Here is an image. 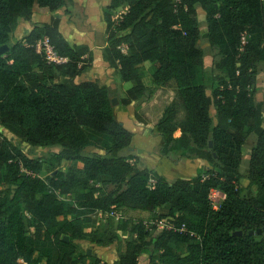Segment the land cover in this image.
<instances>
[{
	"label": "trees",
	"instance_id": "obj_1",
	"mask_svg": "<svg viewBox=\"0 0 264 264\" xmlns=\"http://www.w3.org/2000/svg\"><path fill=\"white\" fill-rule=\"evenodd\" d=\"M172 1L111 0L104 12L108 45L102 50L103 60L127 84L121 106L148 97L139 71L143 65H155V85L175 88L177 98L154 125L160 153L171 159L182 151V158L202 159L208 166L194 178L171 183L125 155L135 135L116 117L117 91L93 81L76 82L92 67L94 52L85 44H71L61 32L55 14L67 8V0H0V48L9 47L0 55V124L18 139L0 140V264H87L75 256L93 224L92 214L123 209L155 214L163 208L169 210L158 218L186 223L201 242L166 231L150 241L154 234L142 221L121 220L118 230L136 239L114 264H139L145 254L150 264H264V101L254 98L264 64V0H180L177 6ZM37 8L54 14L52 21L13 43L20 20L30 22ZM198 8L206 15L205 33ZM119 11L124 13L116 21ZM44 38L65 63L50 64L36 52ZM204 38L220 56L216 68L221 75L214 77L219 85L211 95L200 47ZM122 45L128 47L126 54ZM252 136L257 142L243 176V149ZM22 143L59 147L48 161L56 174L44 178L45 161L29 157ZM88 148L104 153L89 155ZM63 168L67 172L58 171ZM151 180L156 182L152 188ZM108 184L115 189L109 192ZM212 190L226 196L218 211L209 200ZM60 195L72 196L74 203ZM182 245H187L185 256L177 250Z\"/></svg>",
	"mask_w": 264,
	"mask_h": 264
},
{
	"label": "rangeland",
	"instance_id": "obj_2",
	"mask_svg": "<svg viewBox=\"0 0 264 264\" xmlns=\"http://www.w3.org/2000/svg\"><path fill=\"white\" fill-rule=\"evenodd\" d=\"M68 6L67 8L61 10V13L59 15H62V18L66 19V21L63 24V30L67 34L69 31H71V28L74 26L78 28L84 27L87 31H97L101 30L103 27V23H105L104 17L103 19L100 18L101 15V9L105 12L107 9L105 6L110 2V0H77L76 2L74 0H67ZM105 7V8H104ZM198 13H199V24L201 26L202 32L205 33L206 31V15L203 12L201 8H198ZM117 13H114V18L116 17ZM52 14H47V13H41L40 15L36 16V26H43L45 22L50 23L53 19ZM61 19V17H60ZM62 23V22H61ZM60 23V25H61ZM106 25V24H105ZM84 31V30H83ZM23 32H19L18 34H15L12 37V42L13 43H18L21 41H24L25 37L23 36ZM206 37V36H205ZM200 47L205 51L206 53V59H205V67H206V79L205 83L206 86L208 87V94L211 95L213 93V88H214V77L220 76L221 72H219L216 68V64L220 60V56L217 50L211 48L209 44L206 41V38L202 39L200 42ZM106 63L100 52L97 53V59L94 62L93 69L90 71H87L85 76H83L79 82L86 81V79L93 80L91 74L93 73H103L104 68ZM143 82L146 85V87H150L153 85L152 89L148 92L146 96H153L152 99H154L156 96H159L161 98V101L157 102L156 101L152 104H149L146 108L137 110L136 111V120L141 119L146 122L145 126L146 128H151L154 127L155 123L157 120L162 116L165 108L172 103L173 100L177 98V92L175 88L172 87H167V90H163L162 87H158L155 85L153 78L151 76V71L148 68H144L143 70ZM91 72V74H90ZM118 72H115L112 76L108 77V83L112 84L114 86H117V104H116V117H119L120 113L119 111L123 108L120 105V99L122 94L125 93V86H121L118 84L117 80V75H119ZM258 86H257V91L255 93V101L256 102H263L264 101V64H262L259 67V75H258ZM98 83V81H97ZM218 84V83H217ZM132 85V84H131ZM219 85V84H218ZM217 85V86H218ZM150 93V94H149ZM164 97H166L167 104L165 102H162L164 100ZM168 99V100H167ZM212 116L214 118L217 117V110L214 109L212 110ZM148 126V127H147ZM149 134V133H148ZM2 137H7L9 139H12L15 141H18L17 138H15L12 134L7 132L0 124V140ZM132 143L131 148L125 150V155L129 156L132 155V150L136 148V145L139 142L135 140ZM257 142V137L252 136L250 137L243 149V158L244 162L241 168V173L244 176L247 172L248 169V159L250 158V154L256 145ZM145 145V146H144ZM158 144L153 143V141L147 142V144H141L140 148H148L150 151L154 152V154H157L158 151H161V146H157ZM22 149L23 151L31 158H41L45 161L46 166H45V172L42 174L44 178L53 175L56 171H52V167L49 165V160L51 156L54 153H57L59 151V147L55 148H32L26 143H22ZM159 148V150H158ZM87 154L89 155H95L96 153H104L103 151L97 150L95 148H88L86 150ZM161 154V153H160ZM183 155H185L182 151H178L174 153L171 156V161L174 163H179L182 162L183 160H186V158H182ZM162 156V155H161ZM163 157V156H162ZM165 158V157H164ZM71 166V164H70ZM73 167H76L73 166ZM79 167H81L79 165ZM64 171L67 172L68 168H63V169H58V171ZM183 177L184 175H179ZM186 177V176H184ZM248 182L244 179L242 181V196L246 197L248 194V189H247ZM107 190L109 192L113 191L115 189V186L112 184H108L106 186ZM256 189L254 188L253 192H255ZM66 200H64L67 203H74L73 202V197L72 196H65L61 197ZM116 212H122L123 216L129 220L132 221L133 223H138V222H143V221H148L151 220L152 218H155L154 216L159 217L158 215H164L167 213V208H163L161 210H158L157 213H149V212H143V211H131L128 209H123L122 211H116ZM90 219L93 220V224L89 225L86 228L87 232V238L84 241H81L78 243V252L75 256V259H85L87 264H94L97 260H100L103 263H108V264H114L118 258L120 257L121 254H123L126 251V246L127 243L133 241L136 239V236L131 235L129 232H122L118 230V223L119 220L115 216H111L110 214H100L99 212H96L90 216ZM159 235H152V237L149 238L154 239ZM112 237H117V240L112 243V244H107V245H99L96 243V239H103L104 241H108ZM177 250H179L184 256L187 254V245H182L177 247ZM88 254L87 257L85 255ZM139 264H150L149 261V256L148 254L142 255L139 258Z\"/></svg>",
	"mask_w": 264,
	"mask_h": 264
},
{
	"label": "crops",
	"instance_id": "obj_3",
	"mask_svg": "<svg viewBox=\"0 0 264 264\" xmlns=\"http://www.w3.org/2000/svg\"><path fill=\"white\" fill-rule=\"evenodd\" d=\"M74 1L76 2L77 0H74ZM109 6H110V2H108V4L105 7L108 8ZM42 12L47 13V14H52L46 9H40V8L35 9L33 18L30 22H27L25 20H20V25H19V28H18L16 34H18L19 32L22 31L24 33L23 36L27 37L30 34L31 30L37 24V22L35 20L36 16L40 15ZM60 13H61V11L55 15H58L59 18L61 17V22H62L60 25L61 32L64 34L66 39L71 44H77V45L85 44V45L89 46L94 52V62H95V60L97 59V53L100 52L102 55V50L108 45V43H107L108 36L106 34L105 23H103L104 28H102L101 30H97V31L93 30V32L87 31L84 27L78 28V27H76L77 25L76 26L73 25V27L71 28V31H69V33L66 34L63 30V24L66 21V19L62 18V15H59ZM123 13H124V11L117 12L115 20L119 14H123ZM52 15L54 16V14H52ZM101 15L102 16L100 18L103 19V17H104L103 9H101ZM46 23H48V22H45V24ZM104 64L106 65V67L104 68L103 73H99V74L98 73H94V74L92 73L91 74V72H90L92 78H94V79L90 80L87 78L86 81H93V82L98 81V83L101 86H107L112 91H117V86H114V85L109 84L107 82L108 77L115 74L116 71L114 69H111L108 63H104ZM93 66H94V63L92 65V67L90 69H88L87 71L92 70ZM144 68H148L151 71V76L155 72V65H147L146 64V65H143L139 68V71H140V73H142V75H144V73L142 71ZM87 71L81 77H79L76 80L77 83H81V82H79V80L83 76H85ZM117 78H118V80H117L118 84H120L121 86H127V84H125L122 81L120 75H117ZM82 82H85V81H82ZM217 85H218L217 83L214 84L213 90H215L218 87ZM152 87H153V85L150 87H147V88L150 90V89H152ZM162 88H163V90L168 89V88H164V87H162ZM151 92H153V90ZM124 97H125V94L123 93L121 98H124ZM152 97L153 96L150 95L146 98L141 99L138 102L137 101L133 102L130 106H127V107L122 106L123 108L119 111L120 115H119V117H117V119L120 123H122V125L126 129H128L130 132H132L135 135V138H136L135 140H137V142H139L141 144H145V143L147 144V142H149L151 140V141H153V143L158 144L157 146L160 147L161 146V137L158 134L153 132L155 127L149 128L147 126L148 128H146L145 124L136 120V117H135L137 110L144 109L149 104H152L155 101H156V103L161 101V98L159 96H156L154 99H152ZM162 102H165L167 104V102H169V101H166V97H164V100ZM141 144L138 145V143H137L134 151L133 150L131 151L132 155L135 157V160H133L132 163H134V161H135L137 163L138 167L142 170L148 169L150 171L157 172L159 175L164 176L171 183L177 179H180V178H194L197 176L199 169L208 166V162L205 160H202V159H193V160L186 159V160H183L182 162L174 163L170 159L162 157L160 154V151H158L157 154H154V152L150 151V149H148V148H145V149L143 147L140 148ZM158 150H159V148H158ZM101 154H103V153H101ZM70 164H71V166L76 165V167H79V165H80L77 162L76 163L71 162ZM179 175H184L186 177H184V176L181 177Z\"/></svg>",
	"mask_w": 264,
	"mask_h": 264
},
{
	"label": "built area",
	"instance_id": "obj_4",
	"mask_svg": "<svg viewBox=\"0 0 264 264\" xmlns=\"http://www.w3.org/2000/svg\"><path fill=\"white\" fill-rule=\"evenodd\" d=\"M172 3L174 4V6H177L178 3H180V0H173ZM123 14H119L116 18V20L118 21L119 19L122 18ZM242 42L243 45L246 44L247 42V35H244L242 37ZM35 49L36 52L39 55H43L44 58L46 59V61L48 63H53V64H63L65 63L67 60L60 57L58 55V53L56 52L54 46L52 45L51 41L48 38H44L41 39L40 41H38L35 45ZM120 50L126 54L128 52V47L126 45H122L120 47ZM22 173L26 174V175H30L32 177H35L36 175H34L32 172L27 171L26 169H22ZM155 180H151L149 183V187L152 188L155 185ZM64 197L60 195V198ZM226 196L224 195V193H222L219 190H212L209 196V200L211 202V206L213 208V210L218 211L224 200H225ZM62 200H66L64 198H61ZM100 214L102 212H99ZM103 214V213H102ZM111 216H115L119 221L121 220H126V218L123 216L122 212H116V211H112L110 213ZM143 225L145 227V230L151 234L154 235H158L162 232H172L174 234H177L181 237H188L191 239H194L196 241H200L201 242V236L198 235L196 232H194L192 229H190L188 227V225L186 223H182V224H177L176 222L170 220V219H160V218H152L151 220L148 221H143ZM19 264H25L23 260L19 261Z\"/></svg>",
	"mask_w": 264,
	"mask_h": 264
},
{
	"label": "water",
	"instance_id": "obj_5",
	"mask_svg": "<svg viewBox=\"0 0 264 264\" xmlns=\"http://www.w3.org/2000/svg\"><path fill=\"white\" fill-rule=\"evenodd\" d=\"M205 36H207V35H205ZM8 49H9L8 46H4V47L0 48V55H4V54L8 51ZM116 104H117V100L114 99V100H113V105L116 106ZM121 124H122V123H121ZM211 145H212V144H211ZM56 172H57V171H56ZM56 172H55L53 175H55ZM258 233L260 234V233H262V231L259 230ZM235 235H236V236H240V235H242V232L235 233ZM250 235H255V232H254V231H251V232H250ZM66 241H68V239H66Z\"/></svg>",
	"mask_w": 264,
	"mask_h": 264
}]
</instances>
